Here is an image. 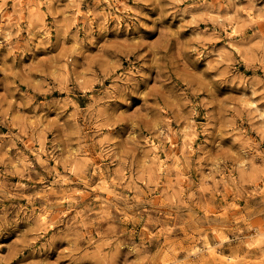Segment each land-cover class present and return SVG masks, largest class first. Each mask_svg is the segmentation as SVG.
<instances>
[{"label": "rangeland", "instance_id": "374dc122", "mask_svg": "<svg viewBox=\"0 0 264 264\" xmlns=\"http://www.w3.org/2000/svg\"><path fill=\"white\" fill-rule=\"evenodd\" d=\"M0 264H264V0H0Z\"/></svg>", "mask_w": 264, "mask_h": 264}, {"label": "bare ground", "instance_id": "6f19581e", "mask_svg": "<svg viewBox=\"0 0 264 264\" xmlns=\"http://www.w3.org/2000/svg\"><path fill=\"white\" fill-rule=\"evenodd\" d=\"M8 17H9V15H8ZM65 184V183H64Z\"/></svg>", "mask_w": 264, "mask_h": 264}]
</instances>
